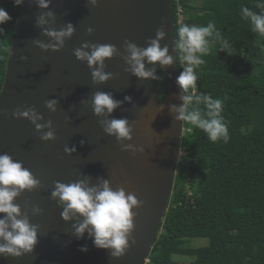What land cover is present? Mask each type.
Segmentation results:
<instances>
[{
  "label": "water",
  "instance_id": "95a60500",
  "mask_svg": "<svg viewBox=\"0 0 264 264\" xmlns=\"http://www.w3.org/2000/svg\"><path fill=\"white\" fill-rule=\"evenodd\" d=\"M46 11L54 13V23L49 20L37 27L36 18ZM68 23L75 31L59 51H44L33 43L49 42L44 31L59 30ZM161 26L166 31L161 46L168 45L174 57L171 66L155 65L156 76L162 80L161 93L159 79L142 80L125 71L128 65L122 55L105 60V71L112 73V78L94 84L87 63L73 54L85 42L115 45L121 54L125 40L147 47ZM88 28L93 29L91 34ZM176 40L173 0H97L95 6L90 0H51L49 9L39 8L35 0H25L20 6L0 89V154L22 162L41 180L42 187L24 191L15 200L40 230L32 253L18 258L0 256V264L146 263L172 192L183 130L182 122L170 111V105L182 104V92L176 84L181 73ZM146 67L153 65L146 63ZM97 91L112 93L121 101L125 96L132 98L112 117L129 120L133 138L123 143L142 147L143 152L122 151L115 137L103 132L99 124L103 117L95 116L91 107ZM52 98L59 100L56 112L45 107V101ZM29 107L43 116L41 123L52 121L55 140H41L29 120L12 115ZM65 146H75L76 151L69 155ZM82 174L90 177L91 184L98 183V177L108 179L114 190L123 187L142 202L133 209L136 215L130 247L119 258L96 248L87 233L83 239H76L71 222L62 220V208L51 199L56 181L73 182ZM33 206L42 208V214L32 215ZM84 245L86 252L80 250Z\"/></svg>",
  "mask_w": 264,
  "mask_h": 264
},
{
  "label": "trees",
  "instance_id": "16d2710c",
  "mask_svg": "<svg viewBox=\"0 0 264 264\" xmlns=\"http://www.w3.org/2000/svg\"><path fill=\"white\" fill-rule=\"evenodd\" d=\"M187 9L175 35L188 24L206 26L210 21L231 45V55L212 51L204 56L195 92L223 101V122L229 133L212 142L202 130L182 122L179 157L167 209L145 264H264V38L252 31L241 14L246 6L259 12L264 0H184ZM11 20L0 25V89L8 51L15 34L20 6L0 0ZM177 58L180 71L184 64ZM162 92V80L159 78ZM206 238L202 246L190 239ZM189 255V262L173 260Z\"/></svg>",
  "mask_w": 264,
  "mask_h": 264
},
{
  "label": "clouds",
  "instance_id": "9594fccd",
  "mask_svg": "<svg viewBox=\"0 0 264 264\" xmlns=\"http://www.w3.org/2000/svg\"><path fill=\"white\" fill-rule=\"evenodd\" d=\"M24 2L25 0H13L15 6H21ZM35 3L41 9H49L51 0H35ZM90 3L95 6L97 0H90ZM257 7H260L261 11L256 12L249 7L242 6L241 14L250 21L252 31L257 33L258 37L264 38V6L257 5ZM11 19L8 12L0 8V25ZM49 20L53 23L55 21L52 11L41 13L36 18L35 24L37 27H42L47 25ZM74 31L75 27L71 23L59 30L48 28L44 31V35L49 38V42L34 40L33 43L44 51H59ZM0 32H3V28H0ZM87 32L91 34L93 29L88 28ZM165 37L166 31L161 26L157 29L155 38L147 41V47H139L134 42L125 40L124 52L121 54L115 45L85 42L81 47L76 48L73 54L77 60L87 63L94 84H102L112 78L113 74L105 71V60L111 59L114 55H122V59L128 65L125 71L137 78L159 79L156 76L155 65L158 63L163 68L171 66L174 61L173 55L169 54L168 45L161 46V41ZM213 41L219 44L217 51L231 55L229 41L223 37L214 22L210 21L206 26L185 24L178 28L176 51L179 50V59L184 67L176 78V84L182 92L180 97L182 104L170 105V111L174 114L175 120L202 130L212 142L223 139L227 143L228 128L221 115L224 107L223 101L205 94L185 95V93L195 92L198 79L195 69L205 63L203 57L211 53L210 45ZM257 45L261 51H264V45H261L259 40ZM21 59L24 60L26 57H21ZM146 63L153 67H146ZM125 101L131 103L132 98L125 96L124 101H121L115 99L112 93L97 91L92 96L91 107L95 116L103 117L99 121L103 132L115 137L122 145V151L143 152L142 147L137 148L132 144L123 143L133 138V128L129 120L112 117V113ZM58 103V99L52 98L45 101V107L51 112H56ZM12 115L18 119L29 120L36 132L41 134V140L47 142L56 139L52 121L41 123L40 121L44 118L34 108L17 109ZM80 143L83 144L84 141L81 140ZM64 151L71 155L76 148L65 146ZM97 179L98 183L91 184L90 177L82 174L81 179L73 182L56 181L51 191V199L62 208L60 213L62 220L71 222L72 235L76 239H83L87 233L96 248L106 249L111 257L119 258L130 247L129 240L134 229L136 215L133 209L140 207L142 202L134 193H126L123 187L114 190L108 179L103 177ZM40 187H42L41 180L24 167L22 162L14 160L7 153L0 154V256L18 258L32 253L37 246L40 225L31 223L28 213L22 212L15 200L24 191L31 192ZM42 212L43 209L39 206L31 208L32 215H40ZM132 243L135 241L132 240ZM80 250L88 251L87 245L82 246Z\"/></svg>",
  "mask_w": 264,
  "mask_h": 264
},
{
  "label": "rangeland",
  "instance_id": "374dc122",
  "mask_svg": "<svg viewBox=\"0 0 264 264\" xmlns=\"http://www.w3.org/2000/svg\"><path fill=\"white\" fill-rule=\"evenodd\" d=\"M174 183V182H173ZM190 246H202L205 245L207 242L206 238H202V237H195L190 239ZM173 260H177L180 263H184V262H189L192 257H190L189 255H173L172 257Z\"/></svg>",
  "mask_w": 264,
  "mask_h": 264
},
{
  "label": "built area",
  "instance_id": "2783aa9c",
  "mask_svg": "<svg viewBox=\"0 0 264 264\" xmlns=\"http://www.w3.org/2000/svg\"><path fill=\"white\" fill-rule=\"evenodd\" d=\"M176 1V18H177V24H181L183 22L184 15L186 14V8L184 6L185 3L189 4L190 2H187L184 0H175Z\"/></svg>",
  "mask_w": 264,
  "mask_h": 264
}]
</instances>
